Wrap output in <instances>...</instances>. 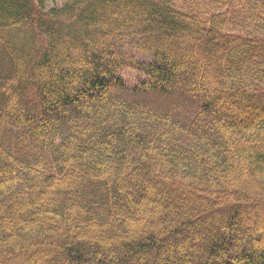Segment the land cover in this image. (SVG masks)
Masks as SVG:
<instances>
[{"label":"trees","instance_id":"1","mask_svg":"<svg viewBox=\"0 0 264 264\" xmlns=\"http://www.w3.org/2000/svg\"><path fill=\"white\" fill-rule=\"evenodd\" d=\"M66 1L47 7V0H0V216L21 217L12 231H0V264L24 257L25 248L51 245L44 264H264L262 235L245 231L239 207L255 202L251 194L235 191L237 198L223 211L217 202L214 215L197 217L198 202L192 213L177 212L151 194L143 178L162 169L173 183L195 186L217 172L224 180L238 174L239 164L264 195V114L246 127L230 126L227 119L237 114L218 110L217 97H207L193 71L181 67L184 58L193 59L192 48L196 54L191 23L196 31L212 33L219 91L260 112L264 0ZM32 21L43 41L39 46ZM239 30L244 34H232ZM30 38L36 48L47 49L36 51ZM110 42L118 49L101 50ZM119 51L125 61L115 59ZM138 55L150 62L143 64ZM135 66L152 85L143 80L137 91L115 78ZM165 101L181 105L185 115L162 108ZM9 108L23 122L11 119ZM225 125L233 139L221 132ZM236 143L241 146L233 161L228 154ZM129 171L136 174L133 186H119L115 177L125 179ZM68 174L72 189L48 197L45 188ZM36 193L49 198L48 207L18 213L21 198L32 201L28 195ZM149 202L162 212L144 222L140 216ZM87 220L101 236L84 234ZM141 220L144 229L131 236L128 229Z\"/></svg>","mask_w":264,"mask_h":264},{"label":"rangeland","instance_id":"2","mask_svg":"<svg viewBox=\"0 0 264 264\" xmlns=\"http://www.w3.org/2000/svg\"><path fill=\"white\" fill-rule=\"evenodd\" d=\"M137 1L141 2V0H137ZM47 2L49 4V5L46 4L47 7H61L67 1L66 0H47ZM189 26L194 31V34L192 35L195 36V38H191L192 40L190 41H194L195 39L197 40L196 41L197 49H196V54L193 53V48L191 50V55L193 59L189 57L188 62L186 58L183 59V63H182L183 65H181V67H183L185 64L186 66L182 69H186L189 72L193 71L194 76L196 77V80L199 84V87L201 88V90L205 91V95L207 97L208 96L217 97L218 99L217 109L218 110H221V111L225 110V113L228 114L229 116H233L235 113L237 114L238 118L231 117L227 119L230 126L237 123L239 124L240 127L243 128V127H246L247 125L252 124L253 122H255L256 117L260 115V113L264 114V110H263L264 107H260L261 108L260 112H258L257 110L253 111V109L251 108L252 107L251 105L248 106V104L246 103H243V104L234 103V101L229 100L226 96H224V94H222L221 91H219V84H218L219 78H218V74L216 73L215 67H214V65L216 64L215 60L217 58V55L214 52H212L210 49V40H212L210 35L212 33H210V35L207 36V33L205 34L201 32L199 29H197L196 31L195 29L196 26L193 27L191 23L189 24ZM31 27L33 29L32 31L34 35L33 37L35 39L37 38L36 39L37 45L39 46L38 44L39 41L41 43H43V41L40 39L41 34L38 33L39 31L38 25L37 23L32 21ZM232 34H244V32L239 30L237 32H233ZM34 38H30L29 43L32 45L34 44L33 46L35 47L36 40ZM97 39L102 40V38L100 37H97ZM186 41H189V39L186 38L185 42ZM23 43L26 44L28 42L27 40H23ZM246 47L248 46H245L244 48L247 49ZM28 48H30L29 45H28ZM110 48L118 49L115 46V43L112 44L111 42L106 43L101 46V50H104V51H109ZM44 49L45 50L47 49L45 45L44 47H41V48L37 47L36 51L44 50ZM183 49L186 50L187 46L186 47L184 46ZM223 52H224V49H223ZM248 53L250 52H247L246 54ZM251 53H254V52H251ZM114 55H115L114 56L115 59H117L118 61L126 60L125 54H123V52L121 51H119L118 53H114ZM138 60L146 65L150 62V59L147 56H142V55H138ZM115 78L122 79L123 80L122 82L126 86L136 87L137 91H140V89L142 88L140 87V82L146 78V71L142 69V67L140 66H135L134 68H125V69L118 71L115 75ZM210 81L211 83H209ZM144 82L145 83L149 82L148 84L150 86L152 85L153 80L148 79L147 82L145 80ZM224 97H226V99H224ZM174 101L173 102L165 101L163 102V104H161V107L164 108L165 110L176 108V111L178 113L185 115L183 112H181V109H179L181 108V105L175 104ZM227 105L230 106L229 108L230 110H227ZM7 113H8V116L11 117V119L15 118L18 120V122H23L22 119L15 113V111L12 110V108L11 109L9 108ZM228 115L227 117H229ZM197 116L201 117L202 114L201 115L197 114ZM190 125L191 124L189 123V126ZM224 127L226 128L221 129L220 127L221 132H223L225 135L233 139L235 134L232 131V129H229L226 125ZM233 128L235 129L234 126ZM33 132L36 133V131H33ZM236 146H237L236 148H233V149L231 148L232 152L229 151V154H228L229 156H231V159L233 161H236L235 160L236 154L237 152L240 151L239 147L241 146V144L236 143ZM246 147H248L250 150L253 149L252 145H247ZM234 163L236 164V162ZM236 165H237V170L236 169L235 170L237 171L238 174L233 172L231 173V176H225V180H224V175H223L224 173L217 172V175L215 176L211 175L209 179L210 182L207 181V183L204 182L200 185H195V186H194V183H189V182L188 183H176V182L173 183L172 179H170L169 176L165 174L164 170L162 169H155V171L151 172L150 176L145 174L143 178H145V181L149 183L148 191L149 192L152 191L151 194L155 195L156 197L159 195L160 197L162 196V198H164L165 203L173 206L177 210V212L185 210L187 214H189V212L192 213L193 212L192 210L194 209V206H195V204L193 205V203L198 202V204L200 205V209H199L198 214H196L197 217H202V214H203L202 212H204L203 215H207V216L214 215L216 212L212 211L211 209L212 207H214V205L217 202L221 204L219 207H217V209H219L218 212L223 211V208L226 204L228 203L231 204L232 199L237 198L234 194L235 191L251 194V196L249 197L253 199L255 202L249 199L247 201H244L243 203H240L239 205L240 210H243L244 208L243 210L244 213H242V216L244 217L245 221H247L248 223V229H245V231H248L250 233L251 232L260 233V235H262V240L264 242V195L262 193L259 194V189L256 188L253 182L250 180V178H248L242 172L240 165L239 164H236ZM239 172H241L242 174H240ZM237 175H239L240 178H236ZM125 176L126 178L124 179L123 178L124 176L120 174L117 177H115V181L121 187L124 184L125 186H127V188L132 187L133 182L135 181V178H136V174L133 173V171H129L128 173L126 172ZM60 177L62 178V180L59 181V183H54L50 187L45 188V191L48 192V195H47L48 197H50L51 193L57 189H66V190L72 189V176L68 174L65 177L63 175H61ZM214 178H215V182L219 183L218 184L219 187L215 186V182H213ZM168 188L171 189L169 190V192L168 190H166ZM209 189L211 190V192L207 194L206 190H209ZM216 191H219L220 193L219 196L216 195ZM32 195L33 194L28 195L30 196L29 198H33L32 201L29 199H24L26 198L25 197L26 195L24 196V198H21V202H19V205L17 206L18 213H21V214L27 213L26 210L30 208L31 206L34 207L35 209H39L43 207L44 205H47L48 207L49 203H47V201H49V198L46 200L44 193L42 194L36 193L35 195H33V197ZM51 201H53V199ZM183 203L186 204L187 207H184ZM161 207H162L161 205L153 206L152 203L149 202L148 207L146 208V212L144 214L142 213L140 218H143V219L145 218L144 222H147V221L150 222L152 219V217L150 218V215L153 216V218H156L157 216H159V214L162 212ZM152 209H154V211H152ZM0 218H1L0 222L3 225V228L0 229V231L10 232L12 231L11 227L13 228L15 224L17 225L18 221H20L19 218L21 217L14 214L11 219H8L7 217H2V216H0ZM199 219L195 218L193 220L192 225L197 226ZM142 221L143 220H141L137 224L131 225V227L128 229V233L131 236L136 235L137 233L140 232V230L144 229L145 223L141 227ZM90 225H91V222L89 220L83 223V226L85 227V230H86L84 234L93 232L95 233V235H100V236L102 235V233L101 234L99 233L100 231L99 229H95V227L90 226ZM146 226H148L147 223H146ZM165 227L167 229V227L169 226H165ZM161 231H163V229H161ZM62 235L66 236L65 233H62ZM45 236H48V233H46ZM55 240H52V242L54 243ZM51 246H47L43 250L36 249V248L32 249L30 247H29L30 249L25 248L24 251L26 252V254L24 255V257H18L17 261H15L16 260L15 258H14L15 260L11 259L8 261H11L12 262L11 264H44L45 256L47 254H50V252H47V249H50ZM7 251H9V249H7ZM35 256H37V258L34 259ZM8 257L9 255L7 256V258Z\"/></svg>","mask_w":264,"mask_h":264},{"label":"bare ground","instance_id":"3","mask_svg":"<svg viewBox=\"0 0 264 264\" xmlns=\"http://www.w3.org/2000/svg\"><path fill=\"white\" fill-rule=\"evenodd\" d=\"M118 80L121 82V84H122L124 87L129 88V89L134 88V87H128V86H126V85L122 82V81H123L122 79H119V78H118Z\"/></svg>","mask_w":264,"mask_h":264}]
</instances>
